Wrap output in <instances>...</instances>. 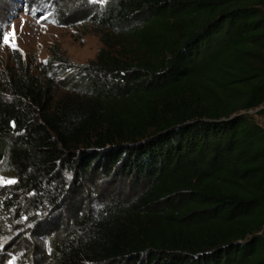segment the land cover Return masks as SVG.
Here are the masks:
<instances>
[{
	"label": "trees",
	"instance_id": "1",
	"mask_svg": "<svg viewBox=\"0 0 264 264\" xmlns=\"http://www.w3.org/2000/svg\"><path fill=\"white\" fill-rule=\"evenodd\" d=\"M82 4L66 20L119 33L125 52L104 38L77 66L84 97L52 108L20 76L0 99L13 196L62 164L125 186L96 212L78 198L55 264H264V0Z\"/></svg>",
	"mask_w": 264,
	"mask_h": 264
},
{
	"label": "rangeland",
	"instance_id": "2",
	"mask_svg": "<svg viewBox=\"0 0 264 264\" xmlns=\"http://www.w3.org/2000/svg\"><path fill=\"white\" fill-rule=\"evenodd\" d=\"M58 5L57 0H0V99L12 100L13 83L20 76L48 91L52 108L64 98L84 97L86 84L80 82L77 66L96 58L106 44L104 38L110 39L115 52H125L119 33L86 19L66 20L67 11L80 15L82 0H66L61 3L63 11ZM13 28L18 50L11 48ZM3 35L9 36L8 44ZM256 118L264 123L261 115ZM11 180L15 179L10 165L1 164L0 264H43V260L55 264L51 251L58 239L56 230L71 222L78 198L82 197L84 209L96 212L125 188L98 175L80 182L65 164L42 180L37 194L25 191L13 196ZM8 199L11 207L5 205Z\"/></svg>",
	"mask_w": 264,
	"mask_h": 264
},
{
	"label": "snow or ice",
	"instance_id": "3",
	"mask_svg": "<svg viewBox=\"0 0 264 264\" xmlns=\"http://www.w3.org/2000/svg\"><path fill=\"white\" fill-rule=\"evenodd\" d=\"M101 2L102 3H107L108 2V0H101ZM46 19V18H45ZM15 38H16V30H15V28H13V31H12V43H11V48L13 49V50H18V45H17V43L15 42ZM2 39H3V43L4 44H8L9 43V36L8 35H3V37H2ZM13 126H15L14 124H13ZM9 183H15L16 181L15 180H11V181H8Z\"/></svg>",
	"mask_w": 264,
	"mask_h": 264
},
{
	"label": "crops",
	"instance_id": "4",
	"mask_svg": "<svg viewBox=\"0 0 264 264\" xmlns=\"http://www.w3.org/2000/svg\"><path fill=\"white\" fill-rule=\"evenodd\" d=\"M263 108H264V106H263ZM261 117H264V114H262ZM263 120H264V118H263ZM262 123H263V122H262Z\"/></svg>",
	"mask_w": 264,
	"mask_h": 264
}]
</instances>
